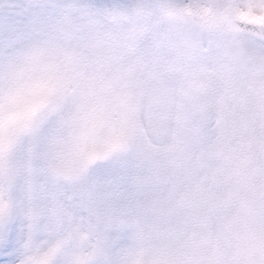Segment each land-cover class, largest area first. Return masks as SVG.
<instances>
[{"label": "snow or ice", "instance_id": "obj_1", "mask_svg": "<svg viewBox=\"0 0 264 264\" xmlns=\"http://www.w3.org/2000/svg\"><path fill=\"white\" fill-rule=\"evenodd\" d=\"M0 264H264V0H0Z\"/></svg>", "mask_w": 264, "mask_h": 264}]
</instances>
